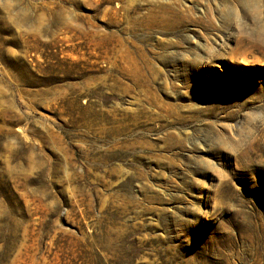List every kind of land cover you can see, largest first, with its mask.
I'll use <instances>...</instances> for the list:
<instances>
[{
    "label": "rangeland",
    "instance_id": "rangeland-1",
    "mask_svg": "<svg viewBox=\"0 0 264 264\" xmlns=\"http://www.w3.org/2000/svg\"><path fill=\"white\" fill-rule=\"evenodd\" d=\"M0 264H264V0H0Z\"/></svg>",
    "mask_w": 264,
    "mask_h": 264
},
{
    "label": "bare ground",
    "instance_id": "bare-ground-1",
    "mask_svg": "<svg viewBox=\"0 0 264 264\" xmlns=\"http://www.w3.org/2000/svg\"><path fill=\"white\" fill-rule=\"evenodd\" d=\"M158 9L161 10L162 8L160 6H158ZM154 11H155V13H158V10L156 7H155ZM169 12L176 13V14L185 13V11L181 10V8L175 2L170 5Z\"/></svg>",
    "mask_w": 264,
    "mask_h": 264
}]
</instances>
